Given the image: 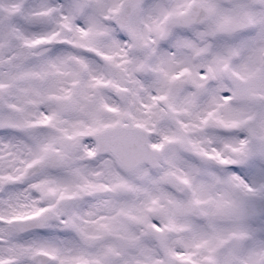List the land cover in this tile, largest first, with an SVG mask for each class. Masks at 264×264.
<instances>
[{
    "label": "snow or ice",
    "instance_id": "obj_1",
    "mask_svg": "<svg viewBox=\"0 0 264 264\" xmlns=\"http://www.w3.org/2000/svg\"><path fill=\"white\" fill-rule=\"evenodd\" d=\"M0 264H264V0H0Z\"/></svg>",
    "mask_w": 264,
    "mask_h": 264
}]
</instances>
